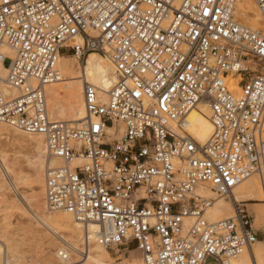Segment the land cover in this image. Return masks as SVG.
Returning <instances> with one entry per match:
<instances>
[{"label":"built area","instance_id":"1","mask_svg":"<svg viewBox=\"0 0 264 264\" xmlns=\"http://www.w3.org/2000/svg\"><path fill=\"white\" fill-rule=\"evenodd\" d=\"M252 1L264 18V0ZM236 3L0 0V125L42 137L60 161L45 175V206L71 216L83 247L95 226L97 245L133 244L142 264H230L257 241L233 190L257 176L264 202V34ZM90 53L114 67L106 100L85 82L84 120H52L45 87L60 79L57 61ZM200 105L212 125L204 144L185 130ZM205 188L230 200V216L207 218Z\"/></svg>","mask_w":264,"mask_h":264},{"label":"bare ground","instance_id":"2","mask_svg":"<svg viewBox=\"0 0 264 264\" xmlns=\"http://www.w3.org/2000/svg\"><path fill=\"white\" fill-rule=\"evenodd\" d=\"M234 13L237 18L241 20V22L245 21V23H247L246 25H251V29L259 31L261 33L264 32V18L262 17L258 8L252 0H237ZM6 52L10 53V51L8 50ZM248 63L251 64V66L249 65V67H254L251 61ZM57 68L60 72L59 81L45 87V90L46 88H48V105L51 116L57 121L79 124L85 118L82 95L83 84L87 82L95 86L98 91L99 99L101 101H105L107 98V93L115 83L114 67L106 57L100 56L96 53H90L86 57L81 67H75V65L70 64L69 57L64 56L60 57V59L57 61ZM5 74V68L1 65L0 60V76L4 77ZM225 83L230 84L231 89H233L235 88L234 85H236L237 80H235L234 77H228ZM209 117V109L205 105H200L197 108L191 110L187 116L185 130L198 144H204L210 138V135L212 133V125L209 121ZM116 129L117 128L114 126L108 128L107 130L108 134L112 138L116 135ZM8 130L14 132V130L10 128H8ZM27 136H31L30 138L33 140L35 145L34 151H36L37 159L39 160L36 168L37 171L44 170L46 174L49 170L57 168L61 165L60 161L57 158H53L48 155L44 145V141L41 140L42 137L34 135ZM77 163L83 164L84 161L78 160ZM1 166L6 174L10 175L9 173L11 172L8 171V168L0 159V167ZM197 193L203 197L213 200L210 207L207 209L206 216L209 220H221L230 216L232 212V204L230 200H223L221 199L222 197L215 198L216 193L211 191L209 188L200 189L197 191ZM233 193L236 202H245L252 200L262 202L260 184L257 176H252L244 180L233 190ZM43 204L45 206V202ZM256 212L260 220L264 218V207H257ZM34 218L36 219L35 222L38 221L39 224L43 226V228L51 230L54 233H58V227H55L56 224H58L62 228V230L69 235V238L66 241L67 243L72 245L70 246V248L76 253L77 243L75 239L80 226L72 220L71 216L67 212L62 211L60 217L57 218L58 220H56L55 222H50L49 220L40 218L38 216H35ZM187 222L188 219L185 220V224H187ZM95 231V226L89 227V242L87 244V247L85 248L86 251H84V257H86L87 259L92 258L94 264H102L103 255L108 256V253L105 249L95 243ZM59 238L61 239L62 236H59ZM257 241L251 246V249L244 250L239 255L240 257L238 256L236 259L232 260L230 264H250L253 262H255L256 264H264V249L260 248V246L264 245V242ZM90 244H94V249H90ZM9 250L10 249L8 247V251ZM135 250L138 251L137 249ZM6 253H8L7 245L0 239V254L6 257ZM64 254L67 253L62 251L58 252V255L62 256L61 258H66ZM6 259L7 263L10 264L9 259L7 257Z\"/></svg>","mask_w":264,"mask_h":264},{"label":"rangeland","instance_id":"3","mask_svg":"<svg viewBox=\"0 0 264 264\" xmlns=\"http://www.w3.org/2000/svg\"><path fill=\"white\" fill-rule=\"evenodd\" d=\"M68 57L69 63L75 67H81L84 63L78 62L72 55ZM252 75L248 73L243 79ZM234 87L236 88V85ZM46 90L47 110L50 118L55 120L49 110L48 88ZM120 134L121 131L117 130L115 137L109 139L118 138ZM30 137L17 131L11 132L6 126H0V159L11 172L7 175L2 166L0 167V239L7 245L6 257L10 264H94L92 258L84 257L87 244L83 247L80 228L75 239L77 243L75 253L70 248L72 245L66 241L69 235L58 224L55 226L58 227V233H54L43 228L38 221L35 222V216L55 222L62 212H52L43 204L46 174L44 170L36 169L39 160ZM216 195L215 198L229 200L227 197ZM243 203L251 218L253 229L257 230V240L264 241V218L260 220L256 212L257 207H264V202L252 200ZM89 247L91 250L94 249V244H90ZM260 248L264 249V245ZM134 249H136L134 245L130 244L129 249L109 250L108 256L103 255L102 264H142L141 259L125 260V257L139 256V252ZM59 251L67 253L64 254L66 258H61L62 256L58 255ZM205 264L218 263L209 257Z\"/></svg>","mask_w":264,"mask_h":264},{"label":"crops","instance_id":"4","mask_svg":"<svg viewBox=\"0 0 264 264\" xmlns=\"http://www.w3.org/2000/svg\"><path fill=\"white\" fill-rule=\"evenodd\" d=\"M253 231L255 232V235L257 236V230H255V228H254ZM257 242H264V241H257ZM133 259H140V254H139V256L125 257V260H133Z\"/></svg>","mask_w":264,"mask_h":264}]
</instances>
